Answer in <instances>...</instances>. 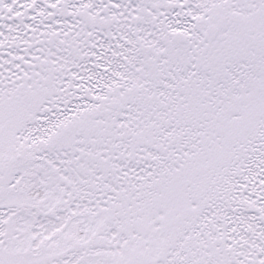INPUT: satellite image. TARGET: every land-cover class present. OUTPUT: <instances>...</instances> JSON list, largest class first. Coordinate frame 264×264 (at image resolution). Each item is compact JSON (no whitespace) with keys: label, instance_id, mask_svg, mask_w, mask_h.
<instances>
[{"label":"snow or ice","instance_id":"1","mask_svg":"<svg viewBox=\"0 0 264 264\" xmlns=\"http://www.w3.org/2000/svg\"><path fill=\"white\" fill-rule=\"evenodd\" d=\"M0 264H264V0H0Z\"/></svg>","mask_w":264,"mask_h":264}]
</instances>
